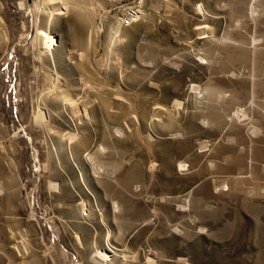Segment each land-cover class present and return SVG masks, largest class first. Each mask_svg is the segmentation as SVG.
I'll return each mask as SVG.
<instances>
[{"label":"rangeland","instance_id":"374dc122","mask_svg":"<svg viewBox=\"0 0 264 264\" xmlns=\"http://www.w3.org/2000/svg\"><path fill=\"white\" fill-rule=\"evenodd\" d=\"M0 264H264V0H0Z\"/></svg>","mask_w":264,"mask_h":264},{"label":"built area","instance_id":"2783aa9c","mask_svg":"<svg viewBox=\"0 0 264 264\" xmlns=\"http://www.w3.org/2000/svg\"><path fill=\"white\" fill-rule=\"evenodd\" d=\"M138 9L134 6H130L125 13H123L119 19L121 26H130L138 17Z\"/></svg>","mask_w":264,"mask_h":264},{"label":"bare ground","instance_id":"6f19581e","mask_svg":"<svg viewBox=\"0 0 264 264\" xmlns=\"http://www.w3.org/2000/svg\"><path fill=\"white\" fill-rule=\"evenodd\" d=\"M39 34L41 35V37H42V39H44V43L46 44L45 46L47 47V48H52V46H53V44H54V40H53V37L50 35V34H48L45 30H41L40 32H39ZM159 108V107H158ZM162 108V107H161ZM158 110H160V109H158ZM159 114V113H158ZM98 256L100 257V258H102V259H106L107 258V255L104 253V252H102V251H99L98 252Z\"/></svg>","mask_w":264,"mask_h":264}]
</instances>
